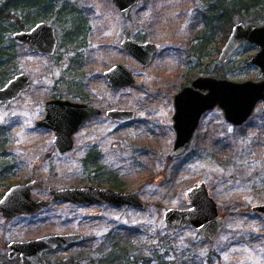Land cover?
Returning a JSON list of instances; mask_svg holds the SVG:
<instances>
[{"label": "rangeland", "instance_id": "obj_1", "mask_svg": "<svg viewBox=\"0 0 264 264\" xmlns=\"http://www.w3.org/2000/svg\"><path fill=\"white\" fill-rule=\"evenodd\" d=\"M201 1L138 0L123 17L111 0H62L59 7L67 4L70 11L54 9L47 18L34 21L45 20L55 27L58 45L54 54L13 44L17 58L12 76L24 72L31 84L7 105L0 104V198L10 185L33 178L41 182L30 192L33 199L47 197L49 186L89 184H80L86 178L80 158L90 143L100 150L105 175L122 184L123 191L137 189L144 206L56 201L34 214L12 218L0 214V264H22L18 256L6 259L10 240L65 232H81L84 239L44 252L46 264H69L73 259L71 264H111L108 260L124 249L129 264H134V258L136 264H185L188 259L190 264L195 260L196 264H264V213L251 209L252 204L264 203L262 102L238 126L225 120L221 108L207 110L188 149L182 155H169L175 139L173 96L189 82L187 68L198 60L187 52L197 42L200 25L195 18ZM11 21H3L7 34L20 29ZM252 23L262 24L263 19ZM76 28L82 46L71 41ZM229 31L220 30L207 43L201 61H211L212 70L190 77L259 79L258 66L246 63L259 49L253 42H240L231 55L218 60ZM126 36L157 43L147 65L122 47ZM115 63L133 73V85L110 87L103 70ZM76 68L84 74L79 86L73 84ZM51 98L105 109L131 108L135 117L119 123L105 114L95 116L74 134L73 147L60 154L52 141L54 132L36 125L45 115V101ZM200 181L206 183L225 219L211 240H205L191 224L167 226L163 220L166 209L190 206L185 191ZM120 238L127 244L124 249L115 242Z\"/></svg>", "mask_w": 264, "mask_h": 264}, {"label": "water", "instance_id": "obj_2", "mask_svg": "<svg viewBox=\"0 0 264 264\" xmlns=\"http://www.w3.org/2000/svg\"><path fill=\"white\" fill-rule=\"evenodd\" d=\"M120 14L126 17L138 0H111ZM11 37L23 43L30 50L46 55L55 53L58 37L55 27L45 20H38L24 29H17ZM253 42L259 49L246 59L247 64L259 68V79L232 80L212 75H199L183 86L174 95L175 111L172 116L175 140L170 151L171 156L184 153L198 125L203 112L217 105L221 108L226 121L233 125L243 124L253 112L256 104L264 107V18L262 24L242 21L235 22L220 48L218 60L223 61L231 55L242 41ZM122 47L140 63L147 65L157 48L152 41H138L131 37L121 40ZM111 88L133 85V73L121 63H115L103 70ZM30 85V77L24 72L11 76L0 86V103L7 105L16 99ZM45 115L36 121V125L54 132L53 143L60 154L69 151L74 144V134L91 118L101 112V108L82 101L51 98L45 101ZM114 120L127 122L134 118L133 109L112 108L106 111ZM41 185L36 179L10 185L0 198V214L14 217L18 214H34L56 201L87 205L106 203L114 206L132 205L142 208L144 203L137 189L123 191L109 186L83 184L53 188L48 187L49 196L33 199L31 190ZM190 206L184 209L168 208L163 213L167 226L183 227L193 225L205 239L212 238L223 224L214 199L209 195L204 181L194 183L185 191ZM253 210L264 212V203L255 204ZM83 239L81 232L49 233L26 240H10L7 243L11 258L19 256L22 264H46L43 253L62 245L72 246Z\"/></svg>", "mask_w": 264, "mask_h": 264}, {"label": "trees", "instance_id": "obj_3", "mask_svg": "<svg viewBox=\"0 0 264 264\" xmlns=\"http://www.w3.org/2000/svg\"><path fill=\"white\" fill-rule=\"evenodd\" d=\"M62 1V0H61ZM60 0H5L0 1V85L6 82L13 74L16 69L15 60L17 58L16 49L13 44L16 43L19 46L24 45L11 37V34H7L3 28V21L14 20L19 24L20 29L28 24L34 23L39 17L47 18L51 15L54 9H58L59 12H64L66 10L70 11V7L67 4L61 3L59 7ZM203 6L198 5L197 16L195 21L200 25L196 32L197 42L190 47L187 52L188 55L198 56L197 62L188 66L186 72V79L190 80V76L203 71L204 73H209L212 70L211 61L207 63H202L201 59L205 57V49L207 48V43L210 39L217 34L220 30L226 32L231 29V26L235 21H243L252 23L254 21H259L264 18V0H202ZM58 7V8H57ZM65 8V9H64ZM34 10V14L29 15L27 12L29 10ZM60 19V18H59ZM11 21V22H12ZM13 22V23H14ZM65 22L71 23V20L67 19ZM73 22V21H72ZM13 25V24H12ZM71 41H77L80 46L83 44L77 39L80 35L78 28L74 29ZM224 34V37L226 36ZM139 40L140 38L137 37ZM210 62V63H209ZM73 84L76 86L80 85V81L84 80V74L82 71L76 68L74 72ZM79 88V87H78ZM81 95V93L79 92ZM257 143V142H256ZM100 150L95 147V145L88 144V147L84 150L80 162L83 166V174L86 178L80 181L82 183H89L94 186H104L108 185L112 188L123 190L122 184L113 180L105 172L107 170L103 169L100 165ZM169 159L172 157L168 156ZM123 238L118 241V246L124 247L127 244L122 242ZM126 241V240H125ZM121 249V250H122ZM126 252L127 250L124 249ZM124 250L123 253H124ZM119 252L118 255H114L109 261L107 258L103 260H108L111 264H119L117 259L124 262V264H129V256L126 253L123 254ZM106 254V253H105ZM8 256L7 260L11 261ZM155 258H158L157 255ZM144 260V259H143ZM134 264H136V259H133ZM150 261V260H149ZM71 262H75L73 259ZM71 262L69 264H71ZM116 262V263H115ZM185 264H190L189 259ZM196 264V260H195Z\"/></svg>", "mask_w": 264, "mask_h": 264}, {"label": "flooded vegetation", "instance_id": "obj_4", "mask_svg": "<svg viewBox=\"0 0 264 264\" xmlns=\"http://www.w3.org/2000/svg\"><path fill=\"white\" fill-rule=\"evenodd\" d=\"M133 7H134V6H133ZM133 7H132V8H133ZM132 8H131V9H132ZM130 11H131V10H130ZM129 13H130V12H129ZM128 15H129V14H128ZM128 15H127V16H128ZM127 16H126V17H127ZM145 41H146V40H145ZM149 41H150V40H149ZM152 42H154V41H152ZM154 43L156 44V46H157V48H158L157 43H156V42H154ZM157 48H156V50H157ZM156 50H155V52H156ZM128 53H129V52H128ZM129 54H130V53H129ZM153 55H154V54H153ZM153 55H152V56H153ZM133 57H134V56H133ZM151 58H152V57H151ZM151 58H150V60H151ZM150 60H149V61H150ZM148 63H149V62H148ZM148 63H147V64H148ZM141 64H142V63H141ZM142 65H143V64H142ZM144 66H145V65H144ZM199 75H205V74H199ZM199 75H197V76H199ZM133 76H134V75H133ZM197 76H195V77H197ZM29 77H30V76H29ZM195 77H194V78H195ZM194 78H191L187 84H190L191 80L194 79ZM134 79H135V78H134ZM134 83H135V82H134ZM30 84H31V78H30ZM187 84H184L183 86H185V85H187ZM29 86H30V85H29ZM183 86H182V87H183ZM123 87H124V86H123ZM182 87H181V88H182ZM119 88H120V87H119ZM181 88H180V89H181ZM114 89H115V88H114ZM180 89H179V90H180ZM179 90H178V91H179ZM178 91H177V92H178ZM174 95H175V94H174ZM173 102H174V96H173ZM0 104H3V103H0ZM44 104H45V103H44ZM96 106H97V105H96ZM98 107L101 108V112H99V113L93 115L91 118H93V117H95V116H98V115H100V114H105V115H106L107 117H109L111 120L116 121V122H119V123H125V122H121V121L114 120L113 118H111L110 116L107 115L106 111H107L108 109H112V108L131 109V108H120V107H109V108H106V109H105V108H103L102 106H98ZM216 107H217V105H216ZM174 111H175V107H174ZM205 112H206V111H205ZM205 112H203V113H205ZM203 113L201 114V116L203 115ZM173 114H174V113H173ZM172 116H173V115H172ZM201 116H200V118H201ZM134 117H135V111H134ZM91 118H89V119H91ZM132 120H133V119H132ZM199 120H200V119H199ZM87 121H88V120H87ZM127 122H129V121H127ZM172 122H173V119H172ZM198 123H199V122H198ZM172 126H173V123H172ZM197 126H198V125H197ZM195 129H196V128H195ZM194 131H195V130H194ZM193 133H194V132H193ZM175 135H176V133H175ZM192 136H193V135H192ZM191 138H192V137H191ZM174 140H175V139H174ZM190 141H191V140H190ZM189 144H190V143H189ZM73 145H74V144H73ZM188 147H189V146H188ZM188 147H187V149H188ZM187 149H186V150H187ZM186 150H185V151H186ZM170 151H171V150H170ZM185 151H184V152H185ZM182 154H183V153H182ZM182 154H180V155H182ZM169 155H170V153H169ZM170 156H171V155H170ZM176 156H177V155H176ZM29 180H30V179H29ZM26 181H27V180H26ZM48 196H49V195H48ZM48 196H47V197H48ZM45 198H46V197H45ZM37 199H38V198H37ZM255 204H256V203H255ZM255 204H252V205H251V209H252V206L255 205ZM252 210H253V209H252ZM254 211H257V210H254ZM257 212H260V211H257ZM218 213H219V212H218ZM260 213H264V212H260ZM219 215H220V214H219ZM1 216H2V215H1ZM220 216H221V215H220ZM221 217L223 218V216H221ZM4 218H6V217H4ZM9 218H12V217H9ZM224 223H225V219L223 218V224H222V226L219 228L218 232H219L220 229L223 227ZM187 225H188V224H187ZM218 232H217V233H218ZM217 233H216L212 238H210V239H205V238L203 237L202 234H200V235H201L205 240H211V239H213V238L217 235ZM83 237H84V236H83ZM83 239H84V238H83ZM83 239H82V240H83ZM61 247H69V246H68V245H62V246H60V247H58V248H61ZM56 249H57V248H56ZM17 256H18V255H16L15 257H17ZM15 257H13V258H15ZM18 257H19V256H18Z\"/></svg>", "mask_w": 264, "mask_h": 264}]
</instances>
